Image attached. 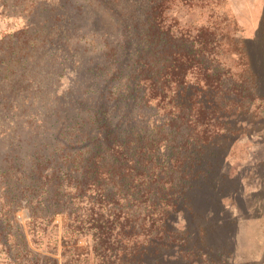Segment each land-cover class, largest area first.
<instances>
[{
  "label": "trees",
  "instance_id": "obj_1",
  "mask_svg": "<svg viewBox=\"0 0 264 264\" xmlns=\"http://www.w3.org/2000/svg\"><path fill=\"white\" fill-rule=\"evenodd\" d=\"M39 1L12 5L26 23L0 41L1 264H40L22 210L32 242L57 238L61 264L174 249L187 264H231L205 244L206 221L198 238L172 222L195 221L193 192L228 177L220 150L250 132L243 122L264 129L224 0Z\"/></svg>",
  "mask_w": 264,
  "mask_h": 264
},
{
  "label": "rangeland",
  "instance_id": "obj_2",
  "mask_svg": "<svg viewBox=\"0 0 264 264\" xmlns=\"http://www.w3.org/2000/svg\"><path fill=\"white\" fill-rule=\"evenodd\" d=\"M20 1L0 0V41L25 25L24 17L10 12L13 4L19 9ZM221 9L237 22L258 75L260 92L264 93V0H224ZM185 19L203 23L206 15L190 12ZM243 124L250 132L220 150L222 156L225 155L220 172L228 177L219 179L216 189L203 186L193 192L195 221L191 222L192 217L187 213L178 212L172 222L178 229L189 227L192 238H198L196 221H206L209 229L203 239L212 253L230 252L228 260L231 264H264V129L260 123L246 124L244 121ZM18 219L27 233L31 250L41 259L40 264L44 257L49 258L45 263L50 264L51 258H55L61 264L57 238L54 236L49 246L44 244L42 247V238L35 244L28 232L29 214L19 211ZM55 242H58V248H54ZM132 262L133 259L126 264ZM143 264L187 263L174 249L156 257H145Z\"/></svg>",
  "mask_w": 264,
  "mask_h": 264
}]
</instances>
